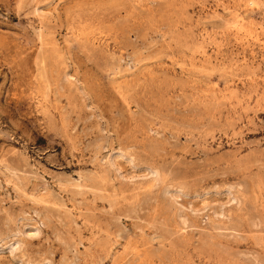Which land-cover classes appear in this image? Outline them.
<instances>
[{
	"label": "rangeland",
	"instance_id": "rangeland-1",
	"mask_svg": "<svg viewBox=\"0 0 264 264\" xmlns=\"http://www.w3.org/2000/svg\"><path fill=\"white\" fill-rule=\"evenodd\" d=\"M0 264H264V0H0Z\"/></svg>",
	"mask_w": 264,
	"mask_h": 264
}]
</instances>
